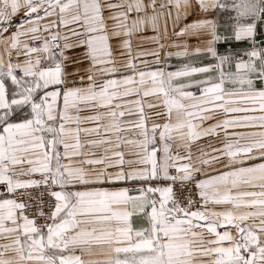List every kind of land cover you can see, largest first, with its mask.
Returning a JSON list of instances; mask_svg holds the SVG:
<instances>
[{"label": "snow or ice", "instance_id": "6c2138e0", "mask_svg": "<svg viewBox=\"0 0 264 264\" xmlns=\"http://www.w3.org/2000/svg\"><path fill=\"white\" fill-rule=\"evenodd\" d=\"M170 24L215 63L160 67ZM262 30L264 0H0V264H264Z\"/></svg>", "mask_w": 264, "mask_h": 264}, {"label": "crops", "instance_id": "0c3cea01", "mask_svg": "<svg viewBox=\"0 0 264 264\" xmlns=\"http://www.w3.org/2000/svg\"><path fill=\"white\" fill-rule=\"evenodd\" d=\"M23 13L21 12L19 14V16H22ZM19 16L16 18L17 20L19 19ZM195 18V13H193V15H190L187 20L183 21L181 23V27L183 26V23H188L191 22L193 19ZM227 21V17L224 18V20L221 22V25L219 27V31L224 33L225 30L227 29L228 25L226 23ZM14 30V29H13ZM172 27L171 24L169 25L168 28V33H169V37L167 40H162V43H165L166 45H171L173 42H175L177 45H181V47H170L167 46L165 47L163 50H161V64L159 65L160 67H164L166 71H175L178 68L182 67L183 64L185 63H191L194 64L195 66H203V65H207V64H213L215 63V60L210 56L207 55L205 53H201L199 55H195L194 53V49L196 47H203V43L202 41L206 38L204 37H200L197 38L195 36H184V37H177L175 35L172 34ZM176 31H179V27L176 28ZM262 32H264V30H262ZM147 35L151 36L154 35V33L151 32V30H149V32L147 33ZM264 40V35H258L257 36V41H261ZM183 44H187L188 46V51L190 53L189 57H177L175 55L171 56V57H165V54L168 52H172L175 53L177 51H182ZM141 48H145V49H154L157 46L151 42H147L144 43L143 45L139 46ZM217 47V51L220 54H228V53H236V54H242L244 49L249 48L250 45L248 42L246 41H241V42H236L234 40L231 41H226V42H220L216 45ZM138 50V46L137 44L134 42L133 43V54L135 55L136 51ZM80 49H75V50H70L68 52L69 56H73L76 53H79ZM15 56L13 57V62H15ZM21 60L23 59V57L20 58ZM142 59H147L148 61H153L155 58L153 56H146V57H142ZM139 61H137L138 63ZM87 62H82L80 65H76L73 64L71 62L68 63L67 65V71L69 73H72L76 70L77 67L81 68V75L83 74V69L87 68ZM19 74V73H18ZM208 75H215V73H209ZM200 78H203V76H201ZM78 79V77H77ZM223 137V133H221V138ZM209 142L216 144L217 147H220L221 145L214 140L213 138H206L204 140H201L199 143L202 146L207 145ZM193 153L194 154H198L196 146L193 145ZM38 178V177H37ZM116 187H120V186H128V187H132L133 185L129 184V185H115Z\"/></svg>", "mask_w": 264, "mask_h": 264}, {"label": "built area", "instance_id": "2783aa9c", "mask_svg": "<svg viewBox=\"0 0 264 264\" xmlns=\"http://www.w3.org/2000/svg\"><path fill=\"white\" fill-rule=\"evenodd\" d=\"M177 187H179V186H177ZM27 191L30 192V193H32V195L35 197V196L39 195V193L42 192L43 189H42V188H41V189H29V190H27ZM194 191H195V190L193 189V192H194ZM185 194H186V193H185ZM3 195H4V189H3V188H0V197H2ZM48 199H49V198L47 197V195H45V197H44L45 205H46ZM45 210H47V209H46V206H45Z\"/></svg>", "mask_w": 264, "mask_h": 264}]
</instances>
